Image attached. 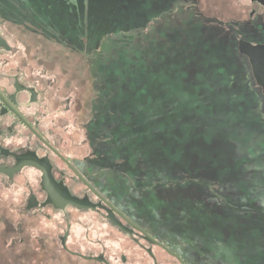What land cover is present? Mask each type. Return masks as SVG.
Listing matches in <instances>:
<instances>
[{"label": "rangeland", "instance_id": "374dc122", "mask_svg": "<svg viewBox=\"0 0 264 264\" xmlns=\"http://www.w3.org/2000/svg\"><path fill=\"white\" fill-rule=\"evenodd\" d=\"M5 1L0 64L43 79L44 129L97 185L188 264H264V92L236 41L264 39L250 1ZM38 184L0 177V264H90L61 251L60 212L25 211ZM69 240L150 264L101 218Z\"/></svg>", "mask_w": 264, "mask_h": 264}, {"label": "flooded vegetation", "instance_id": "af4514ba", "mask_svg": "<svg viewBox=\"0 0 264 264\" xmlns=\"http://www.w3.org/2000/svg\"><path fill=\"white\" fill-rule=\"evenodd\" d=\"M250 1L263 9L264 21L263 0ZM8 48L7 37L0 30V55L12 50ZM4 63L3 60V65L0 64V177L14 182L18 175L33 173L39 178L37 186H29L30 197L25 211L34 212L40 207L43 215L49 208L60 212L66 230L56 239L61 251L71 258L90 264H113L105 251L82 252L80 247L69 246L72 223H82L93 217L101 218L113 230L138 243L144 250V259L150 264H160L158 242L161 241L145 226L141 213L135 211V214L134 209H128L101 189L95 181L94 169L86 167V158L69 155L44 129L43 79L33 80L20 66L8 68ZM38 196L43 200L39 201ZM48 237L43 235V244ZM164 252L180 264H188L182 254ZM120 258L123 264L127 261L122 254Z\"/></svg>", "mask_w": 264, "mask_h": 264}, {"label": "water", "instance_id": "95a60500", "mask_svg": "<svg viewBox=\"0 0 264 264\" xmlns=\"http://www.w3.org/2000/svg\"><path fill=\"white\" fill-rule=\"evenodd\" d=\"M262 2L264 4V0ZM250 3L252 5L255 13L257 14L262 26L264 27L263 9L259 5L252 3V1H250ZM236 41L239 45V48H240V50L244 56V59H245L247 65L249 67V70H250V72L254 78V81L257 83V85L264 92V44H258V43L264 42V39L236 40ZM255 44H258V45H255ZM246 54L251 59V62L253 64V69H252V65L250 63V60ZM253 70H254V73H253ZM254 74H255L256 79L254 77ZM36 134L39 137H41V135L38 132H36ZM4 170H6V169H4ZM6 171L8 172L9 170L7 169ZM148 237L150 239H152L149 235H148ZM158 243L160 244L161 247H163L167 251H169V249L163 243H161V242H158ZM169 252L172 253L171 251H169Z\"/></svg>", "mask_w": 264, "mask_h": 264}, {"label": "trees", "instance_id": "16d2710c", "mask_svg": "<svg viewBox=\"0 0 264 264\" xmlns=\"http://www.w3.org/2000/svg\"><path fill=\"white\" fill-rule=\"evenodd\" d=\"M1 2L3 3V6L1 5L3 7L2 11H6L7 10V6L13 4V3H11V1L7 2L5 0H3V1L1 0Z\"/></svg>", "mask_w": 264, "mask_h": 264}]
</instances>
